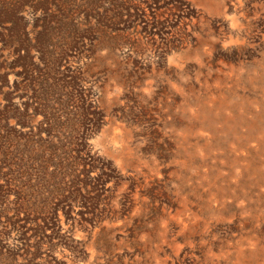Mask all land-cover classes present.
I'll return each instance as SVG.
<instances>
[{"label": "rangeland", "instance_id": "obj_1", "mask_svg": "<svg viewBox=\"0 0 264 264\" xmlns=\"http://www.w3.org/2000/svg\"><path fill=\"white\" fill-rule=\"evenodd\" d=\"M263 110L264 0H0V264H264Z\"/></svg>", "mask_w": 264, "mask_h": 264}, {"label": "bare ground", "instance_id": "obj_2", "mask_svg": "<svg viewBox=\"0 0 264 264\" xmlns=\"http://www.w3.org/2000/svg\"><path fill=\"white\" fill-rule=\"evenodd\" d=\"M241 3V2H240ZM229 44V43H228ZM233 44V43H232ZM229 46H230V44H229ZM232 46V45H231ZM252 78V77H251ZM259 79V78H258ZM246 80V79H245ZM254 81V80H253ZM261 111V110H260ZM264 111V110H263ZM201 114V115H200ZM200 114H198V118L199 119H203V120H207V116L209 115L208 114V111L206 110V109H201V111H200ZM209 120V119H208ZM243 126V125H242ZM258 127V126H257ZM242 129V128H241ZM258 134V133H257ZM152 135V134H151ZM262 137V136H261ZM262 139V138H261ZM187 150V149H186ZM237 154V153H236ZM262 169H263V167H262ZM232 181V180H231ZM263 190V189H262ZM169 203V202H168ZM212 208V207H211ZM151 209V208H150ZM193 218H194V216H193ZM192 218V219H193ZM186 221V220H185ZM185 221H183V223L186 225V223H187V221L185 222ZM190 223V222H189ZM249 242V241H248ZM251 246V245H250ZM251 249V248H250Z\"/></svg>", "mask_w": 264, "mask_h": 264}]
</instances>
